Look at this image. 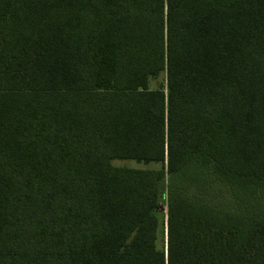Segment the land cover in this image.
Returning a JSON list of instances; mask_svg holds the SVG:
<instances>
[{
    "label": "trees",
    "instance_id": "1",
    "mask_svg": "<svg viewBox=\"0 0 264 264\" xmlns=\"http://www.w3.org/2000/svg\"><path fill=\"white\" fill-rule=\"evenodd\" d=\"M263 183L264 0H0V264H264Z\"/></svg>",
    "mask_w": 264,
    "mask_h": 264
},
{
    "label": "rangeland",
    "instance_id": "2",
    "mask_svg": "<svg viewBox=\"0 0 264 264\" xmlns=\"http://www.w3.org/2000/svg\"><path fill=\"white\" fill-rule=\"evenodd\" d=\"M163 79H164V77H161L160 80L153 81L151 83V87L152 88L158 87L159 82L163 81ZM113 164L117 167H130V168H145L146 167L145 165L137 164L136 162H133V161H115V162H113ZM148 167L155 168L157 166L151 165ZM261 187H262V184L254 185L255 190H260ZM163 188H164V186H163ZM263 190H264V187H263L262 191ZM244 195L245 194L240 195V198L244 199V201H243L244 209H243V211H241L242 209H241V207H239V212H240V220L239 221H241V224H242L241 226L243 228H245V229L246 228H253L256 225V222H258V221L264 222V202L260 200V198L263 199L264 196L260 192H257L251 196V200H248L247 199L248 196L246 197V195L245 196ZM223 197H224L223 201H225L226 203L229 200V198H231V196L227 195L226 192L223 194ZM246 199H247V201H246ZM254 199H255V201H254ZM162 200H163V203L165 206V213H166V208H167V206H166V204H167L166 194L163 196ZM239 203H242V202L239 200ZM245 205H247L248 207H246Z\"/></svg>",
    "mask_w": 264,
    "mask_h": 264
}]
</instances>
